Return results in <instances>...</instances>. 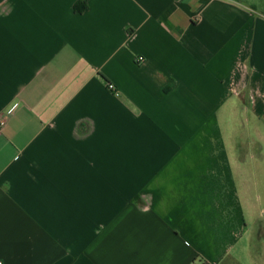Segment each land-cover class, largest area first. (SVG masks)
<instances>
[{"label": "crops", "instance_id": "1", "mask_svg": "<svg viewBox=\"0 0 264 264\" xmlns=\"http://www.w3.org/2000/svg\"><path fill=\"white\" fill-rule=\"evenodd\" d=\"M0 125L2 264H264V0H0Z\"/></svg>", "mask_w": 264, "mask_h": 264}, {"label": "trees", "instance_id": "2", "mask_svg": "<svg viewBox=\"0 0 264 264\" xmlns=\"http://www.w3.org/2000/svg\"><path fill=\"white\" fill-rule=\"evenodd\" d=\"M87 10V2H78L74 5V11L76 13H83Z\"/></svg>", "mask_w": 264, "mask_h": 264}, {"label": "built area", "instance_id": "3", "mask_svg": "<svg viewBox=\"0 0 264 264\" xmlns=\"http://www.w3.org/2000/svg\"><path fill=\"white\" fill-rule=\"evenodd\" d=\"M137 61L141 63L143 61V59L142 58H138ZM107 88L114 95H118V92H117L116 88L113 85L109 84ZM0 131H1V125H0ZM0 264H2L1 261H0ZM200 264H202V263H200Z\"/></svg>", "mask_w": 264, "mask_h": 264}]
</instances>
